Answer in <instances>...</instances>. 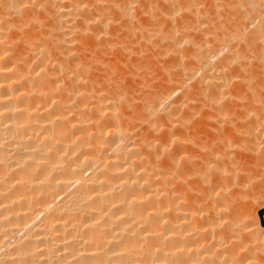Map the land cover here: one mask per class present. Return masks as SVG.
I'll list each match as a JSON object with an SVG mask.
<instances>
[{"label": "bare ground", "instance_id": "1", "mask_svg": "<svg viewBox=\"0 0 264 264\" xmlns=\"http://www.w3.org/2000/svg\"><path fill=\"white\" fill-rule=\"evenodd\" d=\"M251 184L264 0H0V264H225Z\"/></svg>", "mask_w": 264, "mask_h": 264}, {"label": "rangeland", "instance_id": "2", "mask_svg": "<svg viewBox=\"0 0 264 264\" xmlns=\"http://www.w3.org/2000/svg\"><path fill=\"white\" fill-rule=\"evenodd\" d=\"M259 180V179H258ZM257 183H259L260 181L262 182V180H259V181H257V180H255ZM254 181V182H255ZM253 182V183H254ZM261 182L259 183V184H261ZM254 184H256V183H254ZM259 184H258V186H259ZM253 184H251V186H252ZM250 186V187H251ZM255 186V185H254ZM257 187V186H256ZM254 187L252 186V188H250L251 190L253 189ZM258 189L260 188V186L259 187H257ZM256 188V190H254L253 189V192L255 191H258V189ZM254 192V193H255ZM253 193V194H254ZM259 195H260V197L259 196H257V192H256V196L254 197V199H253V201H251V204H250V210H252L251 211V221L252 222H255V213L256 212H258L259 213V216H260V219H261V224L263 225L264 224V208L263 207H261L259 204H260V202L262 201V200H264V198H263V194L261 193H258ZM260 201V202H259ZM252 202H254V203H252ZM253 206V207H252ZM253 208V209H252ZM263 216V217H262ZM264 226V225H263ZM239 228H242V229H240L239 230ZM239 228H238V230L240 231V233L238 232V231H236V232H238V234H236V232H235V235H234V237H231V239H230V244L228 243V245H227V247L229 246V250H231V251H229L227 248H226V245H225V249H223L224 251H222V254L221 255H223V257L224 258H222V260H224L225 259V257H228L229 256V258H227V259H225L223 262L225 263V264H228L229 262H230V264H232V262H233V264L235 263V264H264V242L262 241V240H256V241H251L250 239H248V237L247 236H249L248 235V233L246 232V230L244 229V227H243V225L241 224V225H239ZM244 229V230H243ZM185 231H187V230H183L182 232H185ZM201 231H204V230H201ZM245 231V232H244ZM263 232V233H262ZM247 234V235H246ZM239 235V236H238ZM262 235H264V230H262V231H260V236H262ZM241 236V237H240ZM239 237V238H238ZM234 238V239H233ZM233 242V243H232ZM248 242V243H247ZM193 243V242H192ZM197 243V241H195L194 242V244L192 245V244H190L191 246H194L195 244ZM232 243V244H231ZM183 245L184 246H186V247H183L182 249H187L188 247H190V245L188 246L187 244L185 245L184 244V242H183ZM188 246V247H187ZM232 246H234V248L236 247L237 249V251L235 250V252L236 253H234V248H232ZM241 248V249H240ZM248 248V249H247ZM240 249V250H239ZM226 250H227V252H226ZM247 250V251H246ZM229 251V252H228ZM233 251V252H232ZM240 254H239V253ZM223 253H225L226 255L224 256V254ZM233 253L236 255V257H235V255H233ZM237 253L239 254V256L237 255ZM243 253H245V254H247V255H245V256H243L244 254ZM215 254V253H214ZM227 254H229V255H227ZM243 254V255H242ZM213 256V252H210V254L208 255V256ZM231 255H233L234 256V258H233V256H231ZM241 255H242V258H240L241 257ZM231 257V258H230ZM239 257V259H237ZM193 259H195V258H193ZM236 261H235V260ZM203 260L204 259H202V262H203ZM231 260V261H230ZM237 260H239L238 262H237ZM235 261V262H234ZM201 262V263H202Z\"/></svg>", "mask_w": 264, "mask_h": 264}, {"label": "trees", "instance_id": "3", "mask_svg": "<svg viewBox=\"0 0 264 264\" xmlns=\"http://www.w3.org/2000/svg\"><path fill=\"white\" fill-rule=\"evenodd\" d=\"M263 217V216H262ZM264 225V224H263Z\"/></svg>", "mask_w": 264, "mask_h": 264}]
</instances>
